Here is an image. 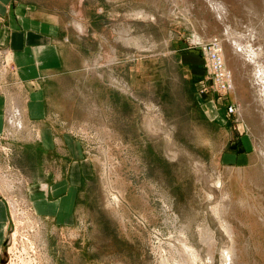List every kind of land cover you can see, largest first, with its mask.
<instances>
[{
	"label": "rangeland",
	"instance_id": "rangeland-1",
	"mask_svg": "<svg viewBox=\"0 0 264 264\" xmlns=\"http://www.w3.org/2000/svg\"><path fill=\"white\" fill-rule=\"evenodd\" d=\"M24 1L61 13L69 30L73 47L64 49L63 57L71 71L63 72L67 79L60 89L64 119L74 125L71 134L81 154L71 183L77 195L74 221L55 227L26 196L38 188L27 185L39 177L35 153L20 173L11 165V150L0 147L6 158L0 195L10 212L0 264H164L163 258L171 263V246L180 235L202 264H221L229 243L216 207L232 230L239 261L264 264L260 106L209 5ZM219 1L231 11L227 24L240 34L250 24L242 5L249 1L263 8L261 0ZM263 16L251 24L260 26ZM12 72L11 53L0 51V79ZM7 109L2 135L35 140L25 130L21 101L12 99ZM18 109L17 128L9 115ZM62 160L66 180L70 164L67 157ZM204 228L216 239L213 262H207L199 240Z\"/></svg>",
	"mask_w": 264,
	"mask_h": 264
},
{
	"label": "crops",
	"instance_id": "crops-1",
	"mask_svg": "<svg viewBox=\"0 0 264 264\" xmlns=\"http://www.w3.org/2000/svg\"><path fill=\"white\" fill-rule=\"evenodd\" d=\"M67 29L61 13H48L29 1L0 0V51L10 52L16 67L15 73L0 79V147L11 150V165L20 173H25L24 166L31 164V151L35 153L37 160L33 163L39 177L27 185L38 188L31 193L28 190L26 196L33 201L39 217L55 227L72 225L74 221L77 195L71 183L81 154L79 142L71 134L74 125L64 119L66 102L61 98L60 85L67 79L62 74L71 71L63 57L64 49L72 51L73 47L66 36ZM57 85L58 89L54 87ZM15 98L22 103L25 130L33 132L35 140L2 135L8 104ZM2 154L0 150L3 167L6 158ZM48 156L54 158L47 160ZM64 157L70 164L66 180L60 168ZM9 219L8 203L0 195V262Z\"/></svg>",
	"mask_w": 264,
	"mask_h": 264
},
{
	"label": "bare ground",
	"instance_id": "bare-ground-1",
	"mask_svg": "<svg viewBox=\"0 0 264 264\" xmlns=\"http://www.w3.org/2000/svg\"><path fill=\"white\" fill-rule=\"evenodd\" d=\"M203 1L206 5H209V7L211 8V10L213 12L212 14H214L213 16H215V19H217L223 25V34L226 36L227 40H229L228 45H229V48L232 52L231 57H234L240 63L239 67H241V69H242L241 71L246 74L247 79L250 81V86H251V89L253 91V94L251 97L253 98V102H255V104H257V106L258 105L260 106V108H259L260 116L258 119H260V121H261L260 124L262 126V130H263L262 132L264 134V18H263L264 17L263 16L264 15V0H261L262 1L261 6H263V8L260 10L258 8H256L255 6H253L252 3H250L249 1H247V2L250 6L248 4L242 5L244 10H241V11L246 10L248 15H250V17L248 18V22L250 24H248L244 27L245 32L243 34H240L239 32H237L239 29L236 30L235 27L233 28L231 25L227 24V20H230L228 18L231 17V11L229 10V8L226 6V4L223 1H219V0H203ZM260 15L263 16L262 19H260L261 21L259 22V24H261V25L260 26L257 25L258 27H254L253 26L254 23L251 24V22L253 21V19L255 21L254 17H259ZM242 24L244 25V23H242ZM228 55H230V54L228 53ZM233 63H235V62L233 61ZM233 63H231V64H233ZM233 65L236 66V63ZM239 67H237V68H239ZM15 113H16L15 116L12 115ZM9 117H11L10 119H12V120L15 119V121H14L15 123L13 124V127H15V126L17 128L21 127V124H20L21 116L19 114V109H18V111L14 110L9 115ZM9 123L11 125L12 121L10 120ZM261 157H262V159H264V151L263 150H261ZM3 177H5V176H3ZM2 179H4V178H2ZM5 181L7 183L11 182V181H8L7 179H5ZM9 184H12V182ZM12 185H14V184H12ZM12 185H11V188H12ZM9 202L11 204L12 212H15L16 207H15L14 200L12 201L10 199ZM223 211L224 210L222 209V212ZM214 214L217 215L219 225L225 231L226 236L228 238V243H229V247L223 248L221 251V258H222L221 264H242L239 261V257L237 255V252L235 249V242H234V236H233L232 230L230 229V227L227 225V223L223 219V216L221 214V210L216 207ZM177 239H178V240H176V242H177L176 246L177 247L173 246V245L171 246L173 253H174V255L172 257V262L170 263L168 258H163L162 262L164 264H202L203 263L202 261H200L197 258L198 255L196 254V252H193L192 248L189 246V241L187 238L180 235L177 237ZM199 240H200V243L202 244V246L207 250V262L208 261L213 262L214 253L212 252V249L216 247V239L214 237V234L211 232L210 229L204 228L203 231H201L199 234Z\"/></svg>",
	"mask_w": 264,
	"mask_h": 264
},
{
	"label": "built area",
	"instance_id": "built-area-1",
	"mask_svg": "<svg viewBox=\"0 0 264 264\" xmlns=\"http://www.w3.org/2000/svg\"><path fill=\"white\" fill-rule=\"evenodd\" d=\"M230 111H232V110H230Z\"/></svg>",
	"mask_w": 264,
	"mask_h": 264
}]
</instances>
